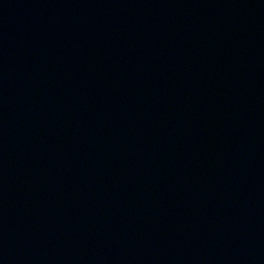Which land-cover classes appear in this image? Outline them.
Instances as JSON below:
<instances>
[{"label": "water", "instance_id": "1", "mask_svg": "<svg viewBox=\"0 0 264 264\" xmlns=\"http://www.w3.org/2000/svg\"><path fill=\"white\" fill-rule=\"evenodd\" d=\"M0 264H264V0H0Z\"/></svg>", "mask_w": 264, "mask_h": 264}]
</instances>
